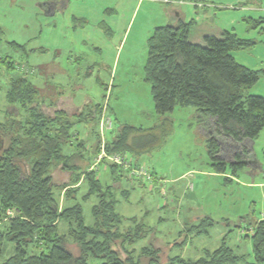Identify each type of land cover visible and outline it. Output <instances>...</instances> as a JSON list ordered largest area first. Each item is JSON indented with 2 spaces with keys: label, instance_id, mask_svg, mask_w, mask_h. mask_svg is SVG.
<instances>
[{
  "label": "rangeland",
  "instance_id": "rangeland-1",
  "mask_svg": "<svg viewBox=\"0 0 264 264\" xmlns=\"http://www.w3.org/2000/svg\"><path fill=\"white\" fill-rule=\"evenodd\" d=\"M48 2L51 0H0L1 121L24 137L25 130L31 129L28 125L37 120L34 113H29V106L17 104L7 111L6 92L14 76L29 77L41 92L34 105L47 115L53 114V104L59 97L70 98L75 106L86 107L87 112L100 105L101 109L96 111L98 120L76 125V131L81 133V138L77 137V158L95 162L88 171H94L102 185L114 187L118 213L125 219L138 220L136 224L126 223L123 231L134 229L137 224L145 225L148 236L134 247L135 257L139 259L142 249L152 246L160 251L157 254L161 262L175 257L198 260L206 250L214 251L225 240L229 247L254 262L251 236L255 225L264 219V130L257 139L245 144L246 155H250L246 166L239 168L231 162L237 153L243 157L242 146L223 149L219 157L228 162L224 173L214 167L209 130L199 122L193 107H177L166 116L173 122V132L167 140L141 153L131 151L123 155L136 168L147 169L150 181L126 179L124 168H111L114 164L101 155L102 151L110 155L107 146L123 126L150 130L161 123L163 117L156 113L152 86L145 77L148 40L155 28L174 25L179 11L186 22L195 21L191 31L195 39L203 33L220 35L230 30L239 38L256 42L253 49L236 52L234 56L238 63L260 72L259 82L248 94L264 97V30L257 26V22L264 20V0ZM195 2L209 7L208 19L202 17L204 8L192 5ZM51 4L52 11L45 9ZM12 43L27 44L32 52L14 48ZM10 61L14 70L7 73ZM103 120L113 125L109 131L110 126L105 123L102 135L99 131ZM61 121L65 123L66 119ZM8 140L0 137V149L8 147ZM114 179L118 184H114ZM66 182L67 178L57 181ZM84 183L69 189L78 190L75 201L83 208L86 224L91 225L92 208L98 199L93 196L84 200L89 191ZM56 192L64 193L61 189ZM58 200L61 208L75 202H68L62 195ZM209 223L213 225L207 226ZM198 227L206 233L198 235ZM68 248L78 255L77 246ZM91 263L101 264L100 260ZM142 264L148 263L144 260Z\"/></svg>",
  "mask_w": 264,
  "mask_h": 264
},
{
  "label": "trees",
  "instance_id": "trees-1",
  "mask_svg": "<svg viewBox=\"0 0 264 264\" xmlns=\"http://www.w3.org/2000/svg\"><path fill=\"white\" fill-rule=\"evenodd\" d=\"M257 23L264 30V20ZM194 25V20H179L176 25L155 28L148 40L145 77L152 86L156 113L163 119L150 130L123 126L107 146L110 155L141 153L157 146L173 132V122L166 116L177 107H193L199 122L209 130L210 157L216 171H226L228 162L219 155L227 146H242L244 158L237 153L231 162L239 168L246 166L250 155H246L245 144L257 139L264 130V97L248 94L259 82L260 72L238 63L234 53L251 50L256 42L223 31L220 36H206L202 45L194 44L190 40ZM1 36L0 29V43ZM12 46L27 52L25 45ZM9 63L7 73L14 70L13 61ZM40 95L28 76L10 78L7 111L17 104L29 106V113H34L37 120L28 125L31 129L21 137L13 132L14 127L0 119V137L9 138L8 147L0 149V264H92L94 260L101 264H142L144 260L148 264H162L159 250L152 246L143 248L139 259L135 257L134 247L148 236L145 225L137 224L134 229L123 231L126 223L136 224L138 220L125 219L118 213L114 187L102 185L96 173L88 171L93 162L77 158L76 125L95 121L100 105L87 112L86 107L75 106L70 98L59 97L53 104V114L47 115L34 105ZM75 118L77 121H73ZM50 126L54 127L49 129ZM92 134L98 136L96 132ZM123 173L133 181L127 172ZM66 178L68 182L57 183ZM82 181L89 187L84 200L93 196L98 199L92 208L91 225L86 224L83 208L75 201L78 190L69 189ZM58 189L64 193L57 195ZM61 195L68 202L75 201L74 204L61 208ZM61 226L66 229L62 231ZM201 229H196L198 235L206 233ZM251 240L254 262L223 240L219 248L206 250L198 260L175 257L164 264H264V219L255 225ZM70 245L79 248L78 255L68 248Z\"/></svg>",
  "mask_w": 264,
  "mask_h": 264
},
{
  "label": "built area",
  "instance_id": "built-area-1",
  "mask_svg": "<svg viewBox=\"0 0 264 264\" xmlns=\"http://www.w3.org/2000/svg\"><path fill=\"white\" fill-rule=\"evenodd\" d=\"M166 2H168V0H165ZM106 106H107V103H106ZM105 106V111L103 112L104 115L106 116V112H107V107ZM104 123H102L100 125V132L101 134H105L104 133V129H105V123H107L110 128L108 129L110 131L111 127H112V122H105V120H103ZM101 156H104L106 157L109 161H111L114 165H117L119 166L120 168L122 167V169L124 168V171L128 173V175L131 177V178H143L145 180H148L150 181L152 178H151V174L149 173V171L143 167H135L132 165L131 162H129L127 160V158L123 155H106V153L103 154V151H102V155ZM103 158V157H102ZM126 169V170H125Z\"/></svg>",
  "mask_w": 264,
  "mask_h": 264
},
{
  "label": "crops",
  "instance_id": "crops-1",
  "mask_svg": "<svg viewBox=\"0 0 264 264\" xmlns=\"http://www.w3.org/2000/svg\"><path fill=\"white\" fill-rule=\"evenodd\" d=\"M182 2V1H181ZM48 3H52V0H51V2H48ZM193 6H195V7H197V8H204V12H203V15H202V17H204V18H206V19H208L209 17H210V11L211 10H209V7L208 6H205L203 3H197V2H195V4H192ZM201 6V7H200ZM52 4L51 5H46L45 6V9H48V8H50V11H52ZM115 11V10H114ZM177 21H176V23L174 24V25H176L178 22H179V20H183V21H185L184 20V18L182 17V14H181V12L179 11L178 12V14H177ZM262 19V18H261ZM263 20V19H262ZM198 21H200V20H198ZM186 22V21H185ZM101 27H102V25H101ZM104 27V26H103ZM0 29H1V27H0ZM104 29V28H103ZM2 30V29H1ZM228 31H230V30H228ZM209 35H212V34H209V33H203L201 36H199V38L198 39H195L194 37H192V35H190V40H191V42L192 43H194V44H203L204 43V38L206 37V36H209ZM221 35V34H220ZM220 35H215V36H220ZM17 44V43H16ZM18 45H20V44H18ZM20 46H24V45H20ZM26 47L28 46L27 44L25 45ZM27 51V53H31L32 52V50H26ZM40 52H43V50L42 49H40ZM235 57V56H234ZM31 71L32 72H34V70L33 69H31ZM54 71H56V72H58V71H61L59 68L57 69V68H54ZM62 72H63V70H62ZM80 107V106H79ZM100 132V131H99ZM78 137L79 138H81V133H79L78 132ZM126 156V155H125ZM95 162H93V164H94ZM74 204V203H73ZM166 248L168 249V247L166 246ZM169 252V251H168ZM205 253V252H204ZM204 255V254H203ZM201 258V257H200ZM166 261H168V260H165L163 263H166Z\"/></svg>",
  "mask_w": 264,
  "mask_h": 264
}]
</instances>
